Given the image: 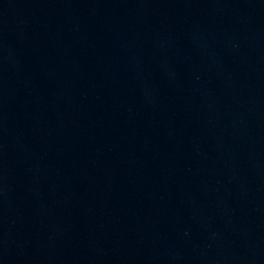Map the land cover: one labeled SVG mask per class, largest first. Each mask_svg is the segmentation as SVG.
<instances>
[{"label":"water","instance_id":"1","mask_svg":"<svg viewBox=\"0 0 264 264\" xmlns=\"http://www.w3.org/2000/svg\"><path fill=\"white\" fill-rule=\"evenodd\" d=\"M0 264H264V0H0Z\"/></svg>","mask_w":264,"mask_h":264}]
</instances>
